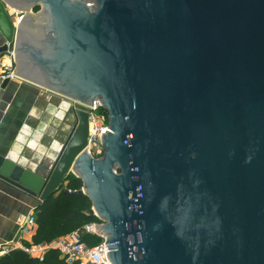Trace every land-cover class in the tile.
Wrapping results in <instances>:
<instances>
[{
  "label": "water",
  "instance_id": "95a60500",
  "mask_svg": "<svg viewBox=\"0 0 264 264\" xmlns=\"http://www.w3.org/2000/svg\"><path fill=\"white\" fill-rule=\"evenodd\" d=\"M0 33L110 126L94 158L76 109L47 175L0 154L1 181L42 204L75 174L110 264H264V0H0Z\"/></svg>",
  "mask_w": 264,
  "mask_h": 264
},
{
  "label": "crops",
  "instance_id": "0c3cea01",
  "mask_svg": "<svg viewBox=\"0 0 264 264\" xmlns=\"http://www.w3.org/2000/svg\"><path fill=\"white\" fill-rule=\"evenodd\" d=\"M4 43L0 33V46ZM78 103L18 76L5 89L1 84L0 154L26 170L47 175L75 126ZM69 116L73 119L70 129ZM39 205L38 199L0 180V257L19 241L32 244L37 225L33 231L24 226Z\"/></svg>",
  "mask_w": 264,
  "mask_h": 264
},
{
  "label": "trees",
  "instance_id": "16d2710c",
  "mask_svg": "<svg viewBox=\"0 0 264 264\" xmlns=\"http://www.w3.org/2000/svg\"><path fill=\"white\" fill-rule=\"evenodd\" d=\"M83 188L80 178L73 175L67 177L62 190L46 202L39 205L35 212L37 231L32 244H50L58 238L79 232L82 241L89 247L102 242V238L86 232L90 224L101 221L91 213L92 202L84 194H78ZM0 264H82L79 261L69 263L57 250L50 249L43 261L32 257L21 249H11L0 257Z\"/></svg>",
  "mask_w": 264,
  "mask_h": 264
},
{
  "label": "built area",
  "instance_id": "2783aa9c",
  "mask_svg": "<svg viewBox=\"0 0 264 264\" xmlns=\"http://www.w3.org/2000/svg\"><path fill=\"white\" fill-rule=\"evenodd\" d=\"M8 54L11 63L4 65L0 62V85L3 84L7 78L10 80L16 78L13 66L14 54L13 52H9ZM75 108L87 111L90 114L89 137L85 152L89 151V154L94 158H101L104 154L102 139L104 133L110 130L107 111L99 100L97 101L96 107L78 103L75 105ZM97 225L98 224L88 225L86 227V232L96 233ZM35 227L36 218L35 215L32 214L26 218L24 229L27 231H33ZM15 249H21L30 256L40 259V261H43L44 255L48 250L54 249L57 250L61 257L69 263L79 261L82 264H110L108 259V253L110 251L109 248H107L105 239H103L99 245L89 247L82 241L79 232L58 238L50 244L27 245L19 241L17 242ZM8 251H3V253L6 254Z\"/></svg>",
  "mask_w": 264,
  "mask_h": 264
},
{
  "label": "rangeland",
  "instance_id": "374dc122",
  "mask_svg": "<svg viewBox=\"0 0 264 264\" xmlns=\"http://www.w3.org/2000/svg\"><path fill=\"white\" fill-rule=\"evenodd\" d=\"M39 9H40V7H39ZM9 11H10L11 18H12L13 22H17L18 18L20 19L21 13L19 14V12H17L16 10H13L12 8H10ZM33 14H36V13L33 12ZM0 60L4 65H8L11 63L10 58H9V54L2 55ZM13 66H14V71H15V62H13ZM0 73H1V71H0Z\"/></svg>",
  "mask_w": 264,
  "mask_h": 264
},
{
  "label": "bare ground",
  "instance_id": "6f19581e",
  "mask_svg": "<svg viewBox=\"0 0 264 264\" xmlns=\"http://www.w3.org/2000/svg\"><path fill=\"white\" fill-rule=\"evenodd\" d=\"M72 117L71 116H69V118H68V124H67V126L69 127V129H70V127H71V122H72ZM48 166H50V165H48Z\"/></svg>",
  "mask_w": 264,
  "mask_h": 264
},
{
  "label": "flooded vegetation",
  "instance_id": "af4514ba",
  "mask_svg": "<svg viewBox=\"0 0 264 264\" xmlns=\"http://www.w3.org/2000/svg\"><path fill=\"white\" fill-rule=\"evenodd\" d=\"M33 12L37 14L38 12H40V9L38 7H35ZM23 16H24V14L20 15V17H23Z\"/></svg>",
  "mask_w": 264,
  "mask_h": 264
}]
</instances>
